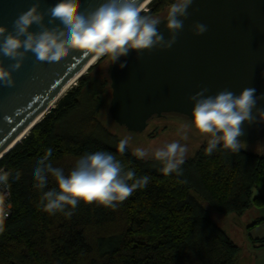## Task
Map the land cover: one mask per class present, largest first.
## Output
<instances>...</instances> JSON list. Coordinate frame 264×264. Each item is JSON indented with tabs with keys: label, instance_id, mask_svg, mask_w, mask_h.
<instances>
[{
	"label": "trees",
	"instance_id": "1",
	"mask_svg": "<svg viewBox=\"0 0 264 264\" xmlns=\"http://www.w3.org/2000/svg\"><path fill=\"white\" fill-rule=\"evenodd\" d=\"M171 2L157 0L142 14L159 15ZM94 82L82 75L78 87L0 160V168L21 172L19 180L10 179L13 209L0 230V264H238L242 249L212 211L242 216L264 209V155L222 146L208 155L205 142L185 159L182 175H165L153 157L137 158L127 146L119 152L120 139L96 116L105 90ZM48 148L65 175L83 154L106 151L137 177L149 176V184L115 210L81 201L70 218L50 215L38 207L41 192L33 177ZM56 187L49 176L45 191ZM263 221L264 214L247 228ZM252 242L264 246V238Z\"/></svg>",
	"mask_w": 264,
	"mask_h": 264
},
{
	"label": "clouds",
	"instance_id": "2",
	"mask_svg": "<svg viewBox=\"0 0 264 264\" xmlns=\"http://www.w3.org/2000/svg\"><path fill=\"white\" fill-rule=\"evenodd\" d=\"M192 3L193 0H173L169 4L163 20L168 39L159 31L162 20L142 14L145 10L138 0H105L94 10L82 8L81 0H58L46 10L48 24L52 27L44 23L46 13L40 11L39 3H35L13 21V31L0 26V55L15 61L10 68H5L0 60V84L15 86L12 73L21 68L29 52L39 62L53 63L82 50L96 58L107 56L114 64L131 51L139 57L145 50H167L183 29L187 9ZM33 25L37 26V31L31 30ZM193 30L199 36L207 31V26L195 23ZM124 66L120 64L121 68ZM206 92L207 89H202L189 97L193 102L191 121L181 125V138L187 140L188 131L195 129L208 137L206 154L211 155L218 146L239 151L244 143L238 139L244 134L242 125L256 123L258 119L264 122V109L257 107L258 101L264 100V95L256 96L254 88H244L238 95L227 89L215 95H205ZM128 142L127 137L120 140L119 152L125 151ZM187 151L186 145L173 141L157 148L152 156L162 162L160 171L163 174L182 175L181 165ZM133 155L143 159L149 152L136 148ZM51 156L52 149L48 148L33 168L34 186L41 192L38 207L50 215L63 213L70 218L81 201L115 210L119 203L137 189L145 188L150 181L147 175L137 177L133 170H125L121 161L106 151L83 154L68 175L62 168L53 166ZM49 176L57 187L45 191ZM20 177L18 170L0 168V190H3L0 191V213L4 215L7 214L4 212V193L11 188L10 179L19 180ZM2 227L0 223V230Z\"/></svg>",
	"mask_w": 264,
	"mask_h": 264
},
{
	"label": "water",
	"instance_id": "3",
	"mask_svg": "<svg viewBox=\"0 0 264 264\" xmlns=\"http://www.w3.org/2000/svg\"><path fill=\"white\" fill-rule=\"evenodd\" d=\"M145 1L138 0L141 5ZM104 2L81 0L82 8L90 10ZM35 3L46 13L44 23L52 27L46 10L58 0H0V26L13 31V21ZM187 12L171 48L145 50L139 57L131 51L111 66L108 111L129 131L143 132L152 118L167 114L191 120L189 97L202 89H207L205 95L224 89L238 95L244 88H254L256 96L264 95V0H193ZM161 20L159 31L168 39ZM195 23L206 25L207 31L195 35ZM31 30L38 28L33 25ZM93 56L77 50L60 62L48 63L27 54L21 68L12 73L15 86L0 84V154L42 113L50 112L51 104ZM0 60L5 68L15 63L2 55ZM257 107L264 109V100ZM242 128L244 134L238 139L257 140L264 132V122L258 119Z\"/></svg>",
	"mask_w": 264,
	"mask_h": 264
},
{
	"label": "rangeland",
	"instance_id": "4",
	"mask_svg": "<svg viewBox=\"0 0 264 264\" xmlns=\"http://www.w3.org/2000/svg\"><path fill=\"white\" fill-rule=\"evenodd\" d=\"M156 1L157 0H152L146 7V9H144L145 11H143L142 13H147ZM166 13L167 9L154 17L161 18L166 15ZM111 66L112 64L109 57H101L83 75H88L92 78H95L94 84L98 89H101L100 83H104L103 87L105 91L103 94H101L102 105L99 107V111L97 112L96 116L99 118L101 123L112 133L116 134L120 140L126 137L129 139L127 145L128 149H130L132 152L136 148H142L147 150L149 152V155L145 157L146 159L152 158V153L157 148H161L165 144L171 143L173 141H179L182 145L187 146L188 151L186 154V158H189L203 143L207 142L208 137L206 135L200 134L195 129H190L188 131V139L183 140L181 138L182 134L180 132L181 125L189 123L191 120L179 114H167L163 117L153 118L151 121H149L147 128L143 132H132L129 131L125 126L116 123L111 118L110 113L108 111L112 92L110 87ZM81 77L77 79L76 83L63 95V97L67 95L69 91L78 87V85L80 84ZM57 103L58 101L52 109L56 107ZM243 142L244 143L241 145V149L264 155V132L260 134V137L257 140ZM212 214L214 219L228 233L230 238L238 246L241 247L242 252L238 264H252L253 249L251 248V245L253 242L250 235V230L253 227L247 228V225L258 216L263 215L264 209H252L242 216L221 215L215 212L214 210L212 211Z\"/></svg>",
	"mask_w": 264,
	"mask_h": 264
},
{
	"label": "bare ground",
	"instance_id": "5",
	"mask_svg": "<svg viewBox=\"0 0 264 264\" xmlns=\"http://www.w3.org/2000/svg\"><path fill=\"white\" fill-rule=\"evenodd\" d=\"M152 0H146L141 6L143 9H146V7L149 5V3ZM100 58H96L95 55L88 61V63L84 66V68L81 70V72L76 75L74 77V79H72L68 85L65 86V88L61 91V93L58 95V97L56 98V100L51 104V106L49 107V109H52L54 107V105L56 104L57 101H59V99L61 97H63V95L76 83L77 79H79L84 73L87 72V70L93 66ZM48 111H45L44 113H42L28 128H26L16 139L15 141L10 145V147L5 150L2 154H0V160L3 158L4 154L7 153L8 151H10L11 149H13L18 143L21 142V140L29 133V131L38 123L40 122L44 116L47 114Z\"/></svg>",
	"mask_w": 264,
	"mask_h": 264
},
{
	"label": "crops",
	"instance_id": "6",
	"mask_svg": "<svg viewBox=\"0 0 264 264\" xmlns=\"http://www.w3.org/2000/svg\"><path fill=\"white\" fill-rule=\"evenodd\" d=\"M252 239H263L264 238V221L256 225L250 230ZM251 248L253 249V263L252 264H264V246L256 248V245L252 243Z\"/></svg>",
	"mask_w": 264,
	"mask_h": 264
},
{
	"label": "built area",
	"instance_id": "7",
	"mask_svg": "<svg viewBox=\"0 0 264 264\" xmlns=\"http://www.w3.org/2000/svg\"><path fill=\"white\" fill-rule=\"evenodd\" d=\"M1 168L4 169V167ZM12 209H13L12 195H11V190L9 189L7 190V192L4 193V212H6L7 214L4 215L3 213H0V223L10 218V216L12 215Z\"/></svg>",
	"mask_w": 264,
	"mask_h": 264
},
{
	"label": "flooded vegetation",
	"instance_id": "8",
	"mask_svg": "<svg viewBox=\"0 0 264 264\" xmlns=\"http://www.w3.org/2000/svg\"><path fill=\"white\" fill-rule=\"evenodd\" d=\"M166 15H164L163 17H161L160 19L164 18Z\"/></svg>",
	"mask_w": 264,
	"mask_h": 264
}]
</instances>
